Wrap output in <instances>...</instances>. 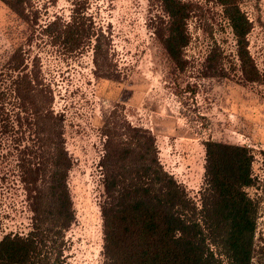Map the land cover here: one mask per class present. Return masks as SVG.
Masks as SVG:
<instances>
[{"label": "rangeland", "instance_id": "rangeland-1", "mask_svg": "<svg viewBox=\"0 0 264 264\" xmlns=\"http://www.w3.org/2000/svg\"><path fill=\"white\" fill-rule=\"evenodd\" d=\"M77 1L32 0L27 23L0 0L2 86L7 89L10 84L6 62L21 47L26 71L38 62L53 93L52 108L64 117L66 147L73 157L68 184L76 220L61 240L63 264H104L100 161L106 119L112 115L122 127L145 128L156 136L164 167L198 204L203 141L251 147L256 183L249 192L260 201L254 263L264 264V0H239L252 22L248 49L261 73L252 83L242 76L233 28L215 0H189L196 8L187 21L190 41L184 48L188 60L184 69L173 63L156 36L155 25L165 14L160 0H87L85 14L93 34L76 50L42 34L43 26L56 17L69 20L79 7ZM100 33L108 39L110 78L101 76L95 63ZM215 48L224 68L213 76L205 62ZM6 92V113L14 119L18 112L24 116ZM16 129L13 137L0 131V236L25 235L32 229L33 212L16 151V139L26 140L30 134L25 126Z\"/></svg>", "mask_w": 264, "mask_h": 264}, {"label": "trees", "instance_id": "trees-1", "mask_svg": "<svg viewBox=\"0 0 264 264\" xmlns=\"http://www.w3.org/2000/svg\"><path fill=\"white\" fill-rule=\"evenodd\" d=\"M27 23L32 0H1ZM82 1V2H79ZM71 18L56 17L42 34L70 50L90 41L92 23L85 14L87 0H79ZM164 16L155 25L173 63L184 69V48L190 41L187 21L196 8L192 1L160 0ZM230 21L244 80H260V71L248 49L252 22L239 0H215ZM83 3V7H80ZM166 15V16H165ZM96 37L95 63L101 76L112 75L108 42ZM218 49L205 66L210 74L223 70ZM10 84L2 86L0 73V131L13 137L25 126L29 138L16 139L17 166L33 212L32 229L25 235L0 236V264H63L64 231L76 220L68 184L73 157L66 147L63 114L52 108L53 93L35 61L26 71L23 48L6 62ZM15 73V75H14ZM24 112L6 113L8 92ZM102 167L104 264H255L256 230L260 201L249 188L256 183L255 155L247 145L204 140L203 184L198 204L187 187L163 165L156 136L148 129L121 126L116 115L106 119ZM19 134H15L17 136Z\"/></svg>", "mask_w": 264, "mask_h": 264}]
</instances>
